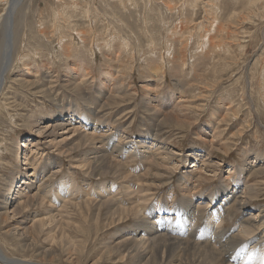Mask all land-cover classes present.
<instances>
[{"label": "rangeland", "instance_id": "1", "mask_svg": "<svg viewBox=\"0 0 264 264\" xmlns=\"http://www.w3.org/2000/svg\"><path fill=\"white\" fill-rule=\"evenodd\" d=\"M10 1L0 0V46L1 24ZM213 1L24 0L14 17V31L18 35L14 45H17L12 53V69L0 94V208L6 209L7 198L12 192L11 184L24 178L23 172H32L36 165L46 174L39 192L40 200L28 207L16 203L7 213L8 217L4 214L0 216L3 219L0 223V255L6 256L5 263L9 259L26 261L25 264L114 263L109 261L112 258L103 254L107 253L104 243L110 241L117 229L114 226L110 230V227L104 229L105 223L109 222L108 209L103 207L99 229L96 230L94 218L98 211L91 204L92 199L87 192L99 183H110L115 178L105 175L93 177L77 171L74 160L64 154L60 175L51 177L50 158L53 154L57 158V152L29 144L28 148L20 150V145L27 143L28 138L40 139L37 138V131H31L28 126L30 121L55 116L59 112L48 98L37 93V87L15 80L20 72H25V65L29 64L34 69L26 77L37 79L53 89L52 94L59 99L61 106L67 109L72 106L75 111L85 113V106L75 97L76 93L74 95L70 88L62 84L70 63L69 55L62 52L65 43L70 48L71 58L84 63L89 69V76L84 79L87 88L94 87L90 95L96 96L97 84L107 72L114 76L110 85L113 94L127 96L129 104L125 108L107 107L104 112L108 115L106 119L112 123L115 121L114 112L129 110L126 118L112 125L114 131L120 129L119 125H129L125 133L127 138L135 139L143 129L140 123L143 122L141 113L144 111L140 100L142 96L152 95V92L164 97L184 96L180 101L191 107L187 112L194 118H203V123L197 127L205 128V123L219 116L221 120L210 125L212 130L217 128L214 142H210V134L201 141L193 127L191 131L189 126L175 124L162 128V141L175 154L171 162V166L175 164L178 168L174 179L178 181L180 173L186 170L183 168L185 159L181 160L179 155L196 148L199 158L194 160L189 157L188 166L196 164L189 169L202 167L203 171L198 172L196 177L203 173L209 179L204 188L196 193L209 204V189L220 188L228 170L237 167L244 171L254 166L255 171L260 172L249 176L251 188L242 195L243 206L238 217L225 223L230 233L223 238L222 245L227 246L239 219L252 216L258 222L264 220V0ZM51 74L53 78L50 79ZM149 82L156 84V88L147 92L145 88ZM43 123L44 126L49 125L46 119ZM25 154H28L26 158ZM202 158L205 163L200 161ZM62 179H69L75 185L63 192L59 200L57 191L61 190L58 186ZM169 188L164 190L163 199L169 195ZM177 192L181 197L179 188ZM28 216L53 217L44 231L49 233L47 237L52 243L44 242V236L33 240L22 232H16V219L23 217L30 222ZM61 237L63 239L59 244H53ZM69 240L75 241L78 248L68 249ZM229 243L228 247L234 241ZM205 253L204 264H212ZM191 258H197V255ZM97 259L103 261L97 263ZM0 264H4L1 258Z\"/></svg>", "mask_w": 264, "mask_h": 264}, {"label": "bare ground", "instance_id": "2", "mask_svg": "<svg viewBox=\"0 0 264 264\" xmlns=\"http://www.w3.org/2000/svg\"><path fill=\"white\" fill-rule=\"evenodd\" d=\"M219 1L223 0H214L213 2ZM23 2L24 0H11L6 7V14H4L1 24L0 94L8 79V73L12 69V53L17 45L14 43L18 36L14 31V17ZM62 52L64 55H69L70 59L62 84L66 88H70L74 95L76 93L75 97L79 98L85 106V113L84 111L81 112L80 109V111H75L72 106L68 109L61 106L59 99L54 98L52 94L53 89L45 86L37 79L32 80L31 77H26L30 76L34 69L29 64L23 65L26 69L25 72H20L15 80L18 79L21 84L27 86L37 87V93L48 98L52 106L56 107L59 112L57 111L58 114L55 116L50 115L35 122L30 121L28 126L31 131H37V138L40 139L35 141L28 138L27 143L20 145V150L28 148L29 144L44 147L43 150L50 148L57 152L56 155H59L57 158H54V154L53 157H49L52 161L49 164V168L52 167L49 170L51 177L55 174L60 175L63 167L61 158L64 154L74 160L76 163L74 167L77 171L81 170L86 175L93 177L105 175L115 178L113 182L99 183L95 188L86 191L87 196L92 199L91 204L98 211L94 218L96 230L99 229L100 213L103 207L108 209L107 222H109L105 223L104 229L110 227V230L113 228L112 226L117 229L110 241L104 243V249L107 253L103 255L112 258L109 261L114 262L113 264H130L131 262L134 264H142L143 262H145L144 264H177V262L182 264L183 261L184 264H204L203 253L206 252L205 257L210 259L212 264H264L263 219L259 222L251 218L252 216L243 220L239 219L234 225L235 228L232 231L234 234L227 240V246L222 245L223 238L230 233L225 228V223L237 218L242 211V195L251 188L248 184L249 176L260 171L256 172L254 166H249L244 171L237 167L231 168L228 170L227 177L222 178L218 190L209 189L208 197L211 201L207 204L203 196H196V193L204 188V184L209 179L203 173L196 177L198 172L203 171L202 167L189 169L196 167V164L191 167H189L190 164L188 166L189 157L198 160L199 151L195 148L190 153L186 152L184 155H179L181 160L184 161L185 159L183 168L186 170L181 172L178 181H175L174 175L178 168L175 164L171 166L175 154L169 145L162 141L164 140L162 128L175 124V126L181 125V127L189 126V131L195 128L198 132L196 136L201 141L206 140L210 134L212 137L210 142H214L217 128L214 131L210 125L211 123L217 124V120H221L220 117L214 113L215 119L212 118L205 123L207 125L205 128L197 127L203 123V118H194L187 112L191 107L185 106L187 104L183 105L185 102L180 101L185 98L184 96L164 97L152 92V95L142 96L140 100L142 104L140 105L144 111L141 113L143 122L140 123L143 129L140 133L138 132L139 134L135 139L127 138L125 133L129 128L128 124V127L119 125L120 129L116 131L112 129V125L115 126L117 121L126 118L125 115L129 110L123 109L114 112L115 121L112 123L106 119L108 115H105L104 112L107 107L125 108V105L129 104L127 96H121L116 92V96L113 94L114 91L110 87L111 82L113 83L111 77H114L112 73L107 72L106 76L99 80L95 92L96 96H92L89 92L94 87L87 88L86 79H84L88 78L89 72L87 70L89 69L84 63L71 58L70 48L66 43L62 46ZM52 74L49 76L50 79L53 78ZM115 75L117 76V74ZM46 78L48 77L46 76ZM154 86L156 84L153 83L152 85L149 82L145 91H152L153 88H156ZM45 119L49 125H43ZM224 121L227 120L224 119ZM58 131L62 132L59 134ZM64 136L68 138H63ZM27 156L28 154H25V158ZM200 161L205 163L203 158ZM259 161L262 163V160ZM24 162V165H27L26 161ZM248 164L252 163L249 162ZM36 167L38 166L35 165L32 172H23L24 178L11 184L12 192L7 198L6 209L0 208V212L3 211L0 216L4 214L8 217L9 214L7 213L10 212L11 207L16 206V203L21 204L22 207H28L40 200L39 192L42 189L46 171ZM22 170H26V168ZM247 173L249 174L248 177L246 176ZM74 185L69 179H62L58 186L61 190L57 191L59 194L56 196L61 198L63 192L67 189H73ZM34 187H36V191ZM168 187H170L168 189L169 195L163 199L164 190ZM177 188L179 191L181 190V197L178 195ZM216 190L217 192H214ZM14 212L17 215L16 211ZM52 218V216L43 219L30 217L31 221L28 222L25 218L20 217L15 221L17 222L15 230L18 233L26 234L33 240L44 236V242L52 243L47 237L49 233H44L48 221ZM2 222L3 219L0 218V223ZM32 222L34 224H31ZM120 225L125 226L119 228ZM56 228L58 229L59 225ZM33 236L37 237L34 238ZM62 239L63 237L53 241V244H59ZM229 241H234L230 247H228ZM67 247L68 249L78 248L75 241L72 240L67 242ZM114 252H118V254H114ZM195 254L197 258H191ZM4 256L0 255L4 264H25L26 262L9 259V262L5 263L7 259ZM69 258H71V254ZM101 261L103 260L97 259L95 262L100 263Z\"/></svg>", "mask_w": 264, "mask_h": 264}]
</instances>
